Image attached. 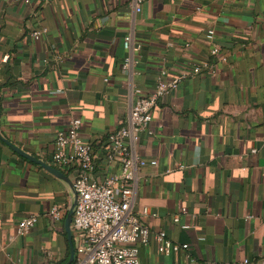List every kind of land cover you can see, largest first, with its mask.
I'll return each mask as SVG.
<instances>
[{
	"label": "crops",
	"instance_id": "0c3cea01",
	"mask_svg": "<svg viewBox=\"0 0 264 264\" xmlns=\"http://www.w3.org/2000/svg\"><path fill=\"white\" fill-rule=\"evenodd\" d=\"M42 28L48 33L34 40ZM209 30L226 61L210 56ZM131 53L136 71L123 74ZM205 60L217 73L166 95L154 110V135L135 147L158 165L138 171L132 212L189 249L163 255L153 243L140 249V264L264 258V0H149L140 14L135 0H0V264L70 258L73 175L51 161L55 137L70 120H82L100 176L102 145L126 126L135 90H153L163 69L173 76ZM54 205L66 211L60 222L47 216ZM33 215L38 225L18 235V223Z\"/></svg>",
	"mask_w": 264,
	"mask_h": 264
},
{
	"label": "built area",
	"instance_id": "2783aa9c",
	"mask_svg": "<svg viewBox=\"0 0 264 264\" xmlns=\"http://www.w3.org/2000/svg\"><path fill=\"white\" fill-rule=\"evenodd\" d=\"M149 0H135V11L142 13ZM48 33L42 28L32 32L34 40ZM206 44L210 56L226 61L225 51L215 41V31L206 34ZM124 48L132 49V36L124 39ZM137 61L128 55L122 65L123 74L136 71ZM135 68V69H134ZM217 70L208 60L194 63L189 69L177 75L161 70L156 86L151 91L135 90L133 104L126 126L109 135L103 143L105 153L104 170L96 176L97 162L95 148L83 135V123L73 118L64 130L57 133L51 153V161L61 171L73 175L75 207L71 229L76 249L73 264H140V249L157 244L158 253L172 255L189 249L187 244H175L163 231L152 232L142 222L141 216L132 212L135 201L138 171L145 167H156L157 160L142 158L135 150L143 135H154L151 127L154 110L170 92L177 91L186 80L206 74H216ZM185 169L184 165H178ZM66 211L54 205L48 217L54 222L64 219ZM150 214L144 208L142 216ZM156 216V215H154ZM39 216H29L17 225V234L24 236L33 230ZM174 222H179L178 218ZM183 229H190L183 226ZM235 264H264V258L254 261L248 258Z\"/></svg>",
	"mask_w": 264,
	"mask_h": 264
},
{
	"label": "water",
	"instance_id": "95a60500",
	"mask_svg": "<svg viewBox=\"0 0 264 264\" xmlns=\"http://www.w3.org/2000/svg\"><path fill=\"white\" fill-rule=\"evenodd\" d=\"M3 141L17 154L21 155L22 157L28 159L29 161H31L33 163H36V164L42 166V168H44L48 172L54 174L58 178H61L70 184V181L68 180V178L60 170H58L55 167L35 158L34 156H31V155L25 153L24 151H22L18 147L11 144L9 141H5V140H3ZM74 207H75V203L71 207V209L67 215L66 222H65L66 232L68 235V241H69V245H70V258H69L67 264H73V262L75 261V257H76V249H75V245H74V241H73V234H72V229H71Z\"/></svg>",
	"mask_w": 264,
	"mask_h": 264
}]
</instances>
